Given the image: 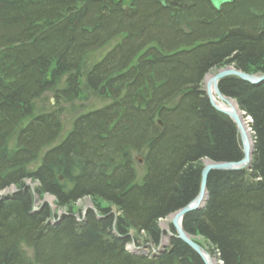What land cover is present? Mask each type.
Here are the masks:
<instances>
[{
  "label": "trees",
  "instance_id": "16d2710c",
  "mask_svg": "<svg viewBox=\"0 0 264 264\" xmlns=\"http://www.w3.org/2000/svg\"><path fill=\"white\" fill-rule=\"evenodd\" d=\"M166 4L0 0V264H205L172 226L161 248L160 222L196 199L206 162L243 159L203 82L264 74V0ZM219 89L251 119L252 163L211 172L183 228L219 264H264V83Z\"/></svg>",
  "mask_w": 264,
  "mask_h": 264
},
{
  "label": "water",
  "instance_id": "95a60500",
  "mask_svg": "<svg viewBox=\"0 0 264 264\" xmlns=\"http://www.w3.org/2000/svg\"><path fill=\"white\" fill-rule=\"evenodd\" d=\"M209 2L216 11L220 12L225 5L232 4L234 0H209ZM160 3L165 7L167 6L166 0H160ZM230 76L238 77L248 83L262 84L264 83V74L263 75H251V74L238 71L232 67H227L223 69L222 71H220L217 75H215L212 78V80L206 85L205 92L208 98L210 99L213 107L219 112L228 116L232 120V122L236 125L238 133H239L240 141L243 147V159L235 163L206 162L202 170V174H201V184H200V191H199L198 196L189 206H187L183 210L174 214L172 222H171V226L174 228L176 232V237L182 242H184L186 245H188L190 248H192L202 258L205 264H213V262L210 260L211 256L202 246H200L197 242H195L194 239L185 232L183 228V218L185 217L186 214L200 209L202 204L205 202V199L207 197L208 178L211 172L238 171V170H243L245 168H249L252 163V157L254 154V144L252 140L250 142L247 131H246V127H245V121H246L245 119L248 118L250 120V118L247 117L246 113L242 112L238 108V106L237 108L239 110V113H236V112L230 113L226 110L221 109L217 101L212 95V89H213L214 94L216 95L217 99L220 102H223L224 104H228V105L231 104V101L235 102L234 100L223 96L219 89V82L222 79L230 77ZM139 162L142 163L141 158L139 159ZM60 180L62 181L63 178L61 177ZM37 200H38L37 197H35L36 202ZM171 236L172 235L170 234V237Z\"/></svg>",
  "mask_w": 264,
  "mask_h": 264
},
{
  "label": "rangeland",
  "instance_id": "374dc122",
  "mask_svg": "<svg viewBox=\"0 0 264 264\" xmlns=\"http://www.w3.org/2000/svg\"><path fill=\"white\" fill-rule=\"evenodd\" d=\"M223 69H221V70H214V71H212V72H210L206 77H205V79H204V82H203V89H204V91L206 90V85L209 83V81H208V79L209 78H213L215 75H217L220 71H222ZM47 100L46 101H51V103L52 104H55V100L52 98V96L51 95H47L46 97H45ZM215 98L217 99V97H216V95H215ZM231 99V98H230ZM233 100V99H232ZM216 101H218L217 103H219L220 105H225L223 102H220L218 99L216 100ZM231 102H233V101H231ZM234 104H235V102H233ZM40 105H42V102H40ZM235 106H236V108H237V105L235 104ZM238 109V108H237ZM246 121H245V127H246V129H247V132H248V135H249V139H250V142H251V140H252V133H251V129L249 128V123L251 122L248 118H246L245 119ZM67 134V132H65L64 134H63V136L62 137H64L65 135ZM251 136V137H250ZM58 143V142H57ZM27 183V185L28 186H30L32 189H34V186L36 187V185H35V183H33V182H30V181H27L26 182ZM15 191V188H10V189H8V190H6L5 192H3V194L5 195V194H11V193H13ZM37 197V196H36ZM37 202H36V205H40V204H42V203H47L48 205H50V207L54 210V213L55 214H59V213H61V214H63V213H65V210H57V208H56V206H55V198L53 197V196H50V195H44V196H42V198H40V197H37ZM76 207L78 208V210H80V211H82L81 213L83 214L84 212H86V210H88V209H91V208H93V205H92V203H91V201L89 200V199H85V200H82V201H80L79 203H77V205H76ZM174 216V215H173ZM173 216H171V217H169L168 219H166V220H163V221H161L160 222V227H161V229H162V231H163V244L164 245H167L168 246V242H169V239H168V234H172L171 233V229H170V227H171V222H172V219H173ZM60 217V216H59ZM198 242H201V243H203V240L202 239H200V238H197L196 239ZM204 244V243H203ZM128 248H130V249H132V245H129L128 246ZM146 251H147V249H146ZM207 251V250H206ZM212 258V257H211ZM216 261H217V259H216ZM217 264H219L218 263V261H217Z\"/></svg>",
  "mask_w": 264,
  "mask_h": 264
},
{
  "label": "bare ground",
  "instance_id": "6f19581e",
  "mask_svg": "<svg viewBox=\"0 0 264 264\" xmlns=\"http://www.w3.org/2000/svg\"><path fill=\"white\" fill-rule=\"evenodd\" d=\"M211 80H212L211 78L208 79L209 82H210ZM212 95H213V97L215 98V94H214L213 89H212ZM215 100H217V99L215 98ZM217 102H218V101H217ZM218 105L220 106L221 109L226 110V111H228V112H230V113H233V112L239 113V110L236 108V106H235V104H234L233 102H231L230 105H228V104L220 105L219 103H218ZM246 131H247V129H246ZM247 134H248V132H247ZM250 137H251V136H250ZM248 138H249V135H248ZM249 140H250V139H249ZM131 245H132V244H131ZM132 248H133V246H132ZM146 249H147V248H146ZM146 249H139V248H137L136 250H137V251H141V252H147ZM208 259H209V258H208ZM210 260L213 262V264H217L216 259L210 257Z\"/></svg>",
  "mask_w": 264,
  "mask_h": 264
}]
</instances>
